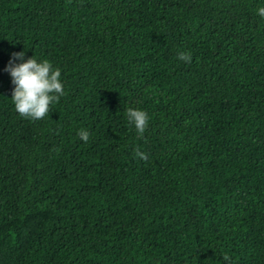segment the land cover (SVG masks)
<instances>
[{
    "label": "trees",
    "instance_id": "trees-1",
    "mask_svg": "<svg viewBox=\"0 0 264 264\" xmlns=\"http://www.w3.org/2000/svg\"><path fill=\"white\" fill-rule=\"evenodd\" d=\"M259 7L0 0V264H264ZM22 51L61 71L42 120L11 100Z\"/></svg>",
    "mask_w": 264,
    "mask_h": 264
},
{
    "label": "clouds",
    "instance_id": "clouds-1",
    "mask_svg": "<svg viewBox=\"0 0 264 264\" xmlns=\"http://www.w3.org/2000/svg\"><path fill=\"white\" fill-rule=\"evenodd\" d=\"M257 14L264 18V7L257 9ZM25 52L14 53L5 71L11 77L14 85L11 100L15 110L20 117L31 120H42L49 116L50 105L58 103L64 96V85L60 80L61 71L53 69L52 64L45 60L38 62L33 56L24 60ZM178 59L185 63H191L190 53L180 52ZM20 61L14 64L13 61ZM127 119L130 125H134L135 131L139 136H143L149 126L148 113L129 108ZM79 138L87 143L90 133L86 129H81L77 133ZM135 155L141 160H147V154L135 150ZM224 260L230 261V257L225 254Z\"/></svg>",
    "mask_w": 264,
    "mask_h": 264
}]
</instances>
